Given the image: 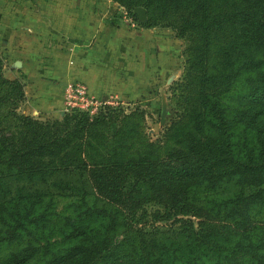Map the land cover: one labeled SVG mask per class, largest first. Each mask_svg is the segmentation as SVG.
<instances>
[{
  "label": "trees",
  "instance_id": "1",
  "mask_svg": "<svg viewBox=\"0 0 264 264\" xmlns=\"http://www.w3.org/2000/svg\"><path fill=\"white\" fill-rule=\"evenodd\" d=\"M113 1L186 38L175 116L40 119L0 58V264H264V0Z\"/></svg>",
  "mask_w": 264,
  "mask_h": 264
},
{
  "label": "crops",
  "instance_id": "2",
  "mask_svg": "<svg viewBox=\"0 0 264 264\" xmlns=\"http://www.w3.org/2000/svg\"><path fill=\"white\" fill-rule=\"evenodd\" d=\"M43 15L26 22L36 26L26 39L19 32L1 41L3 74L23 83L18 108L37 118L57 117L65 108V89L73 79L84 82L93 96L109 93L135 100L143 91L162 89L179 71V39L170 28L127 27L98 9L115 6L112 0H43ZM37 29V31H36ZM172 80V79H170Z\"/></svg>",
  "mask_w": 264,
  "mask_h": 264
},
{
  "label": "rangeland",
  "instance_id": "3",
  "mask_svg": "<svg viewBox=\"0 0 264 264\" xmlns=\"http://www.w3.org/2000/svg\"><path fill=\"white\" fill-rule=\"evenodd\" d=\"M43 0H0V46L1 41L4 39L13 40L16 36L20 35L19 32L23 31L26 33V39H28V35L31 34L33 27L28 26V24L36 26L40 30H45L43 23L41 24H34L32 22H26L28 20L27 17L37 14L38 16L43 15V6L41 5ZM113 1V0H112ZM115 2V1H114ZM116 3V2H115ZM103 15L104 12L106 13L105 17H109V19L113 20L112 22L119 23L121 25H126L127 27L137 28L139 25V20L137 18H133L130 12L119 5L118 3L115 6H107L106 8L98 9ZM133 12V11H132ZM167 27V26H164ZM170 28V27H167ZM171 29V28H170ZM172 30V29H171ZM37 31V29H36ZM173 31V30H172ZM174 33V32H173ZM179 45H180V56H179V71L178 76L174 78V76L170 77L167 82L164 83L163 88L161 89H153V94L150 96V89L143 91V93L137 97L135 100H125L120 97H114L109 93L105 94L104 98L99 96H93V103L86 105L85 108L89 110L94 109V105L96 106V110L99 109V106L102 102L111 103L112 105H119L121 108L129 109L132 107H139L143 111V119H142V129L141 132L143 133L145 138L150 140L160 139L162 137V133L164 131L165 126L168 124L169 120L175 116L173 112V102L172 98H170L169 86L172 81L176 80L180 76L182 64H183V55H181V49L185 44V37H179ZM0 58L2 61V73L4 70V66L7 67H15L17 64L15 63H4V54L0 51ZM4 75V74H3ZM5 76V75H4ZM7 77V76H6ZM9 78V77H8ZM172 79V80H170ZM77 101L79 105V100L77 98H70ZM22 102V101H21ZM18 104V106L21 104ZM70 107L65 104L64 111L69 109ZM161 108L164 109L162 117L160 116ZM19 112H22L19 108H17ZM24 113V112H23ZM28 114V113H26ZM31 115V114H30ZM61 115V114H60ZM60 115L58 114L57 117H44L40 119H50V118H59ZM34 116V115H32ZM35 117V116H34ZM143 193H146L144 186L140 187ZM153 206L151 204H146L147 210H150ZM163 222H159L161 224Z\"/></svg>",
  "mask_w": 264,
  "mask_h": 264
},
{
  "label": "built area",
  "instance_id": "4",
  "mask_svg": "<svg viewBox=\"0 0 264 264\" xmlns=\"http://www.w3.org/2000/svg\"><path fill=\"white\" fill-rule=\"evenodd\" d=\"M70 98H77L79 100V105L77 101L70 99ZM65 104H67L70 108L75 107L82 110H87L88 112H93L96 109L97 105H94V109L89 110L86 105L93 103V95L87 90L84 82L79 79H73L70 84L65 89V97H64ZM85 106V107H84Z\"/></svg>",
  "mask_w": 264,
  "mask_h": 264
},
{
  "label": "water",
  "instance_id": "5",
  "mask_svg": "<svg viewBox=\"0 0 264 264\" xmlns=\"http://www.w3.org/2000/svg\"><path fill=\"white\" fill-rule=\"evenodd\" d=\"M133 13L135 14L136 18L139 20V21H142L145 19L146 17V14H145V9L142 7V6H134L133 9H132ZM163 112H164V109L161 108V112H160V116L162 117L163 115Z\"/></svg>",
  "mask_w": 264,
  "mask_h": 264
}]
</instances>
